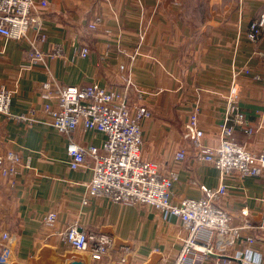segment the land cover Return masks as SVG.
I'll list each match as a JSON object with an SVG mask.
<instances>
[{
    "label": "crops",
    "instance_id": "1",
    "mask_svg": "<svg viewBox=\"0 0 264 264\" xmlns=\"http://www.w3.org/2000/svg\"><path fill=\"white\" fill-rule=\"evenodd\" d=\"M41 1L35 0L47 38L38 45L46 53L61 46L60 55L34 63L35 30L21 40L0 35V86L13 92V114L35 110L37 118L28 123L0 113V152L15 150L30 162L13 178L0 175V239L4 232L14 238L8 264H97L88 251L76 250L63 239L71 222L112 235L116 264L123 255L125 264H160L177 256L187 236L178 217L165 218L152 206L103 197L83 202L93 170L70 167L69 136L55 129L44 109L40 87L45 81L96 82L121 89L126 77L145 91L143 101L153 111L142 124V155L178 173L173 200L201 197L202 184L216 188L224 182L227 192L219 205L233 223L254 225L242 231L231 252L246 246L247 260L264 264V179L237 171L223 176L196 156L184 135L186 122L197 110L204 144L221 143L226 100L237 73L240 105L254 131L248 137L237 129L236 136L249 150H264V80L255 79L264 75V36L259 42L247 36L251 21L264 10V0H45V7ZM97 16L102 19L98 28L89 29ZM141 33V47L129 63ZM85 44L91 52L81 57L78 48ZM106 135L79 126L71 138L101 146ZM181 148L187 149L184 160L176 159ZM243 209L248 210L246 217ZM49 211L59 214L52 226L44 222ZM248 235L256 236L255 241L246 243ZM241 263L239 257L192 254L188 264Z\"/></svg>",
    "mask_w": 264,
    "mask_h": 264
},
{
    "label": "built area",
    "instance_id": "2",
    "mask_svg": "<svg viewBox=\"0 0 264 264\" xmlns=\"http://www.w3.org/2000/svg\"><path fill=\"white\" fill-rule=\"evenodd\" d=\"M43 7L47 1H41ZM43 14L37 10L35 0H0V35L7 39L21 40L35 30L37 39L32 41L31 59L34 63L44 61L49 56L62 53V47L46 53L40 49L38 42L47 38L43 31ZM101 17L97 16L88 24V28L96 30ZM252 42L261 41L264 36V10L251 21L247 32ZM144 34H140L139 43L134 52L129 54V63L135 61L141 47ZM81 57L89 55L90 47L82 45L78 48ZM125 68V65H121ZM250 69L243 68L245 73ZM237 73L231 83L227 96L225 122L221 126L222 140L216 147L204 144V130L200 125L198 111L191 113L184 126V135L194 148L198 158L211 162L224 176L237 171L244 176H258L264 179V150H249L236 136L240 129L248 137L253 133L239 101ZM255 79L264 80V75L256 74ZM42 96L46 99L45 112L51 117L55 129L69 136L67 151L70 156V167L80 169L89 167L93 176L88 184V197H103L114 203L131 205H149L159 209L165 218L178 217L186 235L177 256L171 260H163L160 264H188L192 254L202 258L236 257L241 264H252L247 260L246 246L238 248L234 253L232 247L240 238L244 229L253 228L249 222L232 221L230 213L221 207L219 200L226 194L227 185L222 182L211 188L201 185V197H185L179 201L172 198V189L178 178L174 169L163 170L159 164L142 155L144 120L152 117V109L143 101L145 91L130 77L125 78L121 89L106 88L93 82L87 85H66L45 81L41 85ZM13 92L0 86V113L7 117L32 123L37 120L35 110L14 113L11 110ZM83 126L104 132L106 139L101 146L80 144L72 139L73 132ZM187 149L181 148L176 159L184 160ZM29 167V160L15 150L0 152V175L15 177L21 167ZM56 211H49L44 216L48 226L55 224ZM248 210L243 209L246 217ZM62 237L76 250L88 251L97 264H116L114 237L107 232H91L82 228L77 222H71L62 233ZM256 236L248 235L247 242H254ZM14 238L4 232L0 239V264H8L13 253ZM127 262L123 255L120 264Z\"/></svg>",
    "mask_w": 264,
    "mask_h": 264
},
{
    "label": "water",
    "instance_id": "3",
    "mask_svg": "<svg viewBox=\"0 0 264 264\" xmlns=\"http://www.w3.org/2000/svg\"><path fill=\"white\" fill-rule=\"evenodd\" d=\"M69 264H85V263L81 260H73Z\"/></svg>",
    "mask_w": 264,
    "mask_h": 264
},
{
    "label": "rangeland",
    "instance_id": "4",
    "mask_svg": "<svg viewBox=\"0 0 264 264\" xmlns=\"http://www.w3.org/2000/svg\"><path fill=\"white\" fill-rule=\"evenodd\" d=\"M133 263H136V264H137V263H138V261H137V262H136V261H134Z\"/></svg>",
    "mask_w": 264,
    "mask_h": 264
}]
</instances>
